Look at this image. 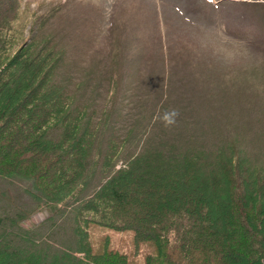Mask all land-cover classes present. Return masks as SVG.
<instances>
[{
	"label": "trees",
	"instance_id": "obj_1",
	"mask_svg": "<svg viewBox=\"0 0 264 264\" xmlns=\"http://www.w3.org/2000/svg\"><path fill=\"white\" fill-rule=\"evenodd\" d=\"M17 8L0 0V176L29 182L37 207H71L75 246L41 248L28 234L22 243L0 218V264H264V158L236 138L194 144L187 125L180 143L124 152L112 140L103 152L101 126L55 81L64 50L32 23L15 26ZM94 226L133 232L134 251L94 248ZM141 246L150 249L139 262Z\"/></svg>",
	"mask_w": 264,
	"mask_h": 264
},
{
	"label": "rangeland",
	"instance_id": "obj_2",
	"mask_svg": "<svg viewBox=\"0 0 264 264\" xmlns=\"http://www.w3.org/2000/svg\"><path fill=\"white\" fill-rule=\"evenodd\" d=\"M14 14L15 26L32 23L64 50L55 81L101 126L103 152L112 140L124 142V152L180 143L177 131L187 125L194 144L236 138L263 161L264 0H18ZM102 178L97 173L88 193ZM28 187L0 176L5 226L22 243L28 234L41 248L75 246L71 207H37ZM21 212L28 216L13 224ZM90 239L94 248L134 251L131 231L94 226ZM149 249L137 250L139 262Z\"/></svg>",
	"mask_w": 264,
	"mask_h": 264
}]
</instances>
